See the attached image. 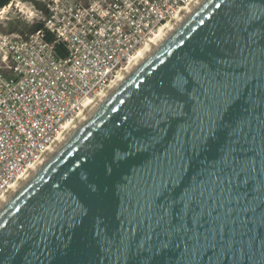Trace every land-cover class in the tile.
Masks as SVG:
<instances>
[{
	"label": "water",
	"instance_id": "obj_1",
	"mask_svg": "<svg viewBox=\"0 0 264 264\" xmlns=\"http://www.w3.org/2000/svg\"><path fill=\"white\" fill-rule=\"evenodd\" d=\"M230 151L250 173L240 207L217 193L161 219L154 186L179 202ZM0 264H264V0L198 2L2 203Z\"/></svg>",
	"mask_w": 264,
	"mask_h": 264
},
{
	"label": "built area",
	"instance_id": "obj_2",
	"mask_svg": "<svg viewBox=\"0 0 264 264\" xmlns=\"http://www.w3.org/2000/svg\"><path fill=\"white\" fill-rule=\"evenodd\" d=\"M37 1L43 28L0 35V198L191 0Z\"/></svg>",
	"mask_w": 264,
	"mask_h": 264
},
{
	"label": "snow or ice",
	"instance_id": "obj_3",
	"mask_svg": "<svg viewBox=\"0 0 264 264\" xmlns=\"http://www.w3.org/2000/svg\"><path fill=\"white\" fill-rule=\"evenodd\" d=\"M209 91L212 93L208 98L209 110L215 109L217 116L221 114L226 116L227 112L230 111L229 101H233V95L228 90V85L220 83L217 78V84L214 87H210ZM160 111L175 113L176 109L167 106L160 109ZM220 126H222V122L217 125V127ZM181 131H184V129H181ZM213 133L212 123H209L205 128L203 120H201L200 136L194 139L203 140L205 135H207L208 140H211ZM232 136L237 140L243 138L242 124L232 129ZM249 176L247 162L234 158L230 151L227 155H222L219 165L214 166L213 170L208 173L207 179L201 182L200 187L193 185L191 188L186 189L179 202L169 195L168 186L163 182L158 188L153 187L151 195L161 212V219L169 214L174 217L187 213L195 214L197 209L203 205L205 196L211 199L217 193L220 194L221 198L227 194L229 204L233 202V197H235L236 206L240 207L239 198L246 191L244 186L248 184ZM46 211H50L53 216L58 215L54 206L46 209ZM193 220L197 224L202 223L201 220L196 219L195 215H193Z\"/></svg>",
	"mask_w": 264,
	"mask_h": 264
},
{
	"label": "bare ground",
	"instance_id": "obj_4",
	"mask_svg": "<svg viewBox=\"0 0 264 264\" xmlns=\"http://www.w3.org/2000/svg\"><path fill=\"white\" fill-rule=\"evenodd\" d=\"M201 0H191L185 7H183L178 14L169 20L159 33L146 44L131 60L130 62L122 68L117 77L96 97L90 99L85 103V107L82 112L73 119L72 122L67 123L64 126L62 132L56 137L53 143L44 151L40 156L38 161L28 169V171L18 179V181L12 185L0 198V206L4 201H6L13 192L19 187V185L28 177V175L43 161L48 155L62 142V140L71 132V130L79 123V121L101 100L103 99L144 57L151 51L155 45L161 41V39L171 30L173 27L189 12L191 9Z\"/></svg>",
	"mask_w": 264,
	"mask_h": 264
},
{
	"label": "rangeland",
	"instance_id": "obj_5",
	"mask_svg": "<svg viewBox=\"0 0 264 264\" xmlns=\"http://www.w3.org/2000/svg\"><path fill=\"white\" fill-rule=\"evenodd\" d=\"M74 1L85 3L87 0ZM41 6L42 4L37 0H11L0 9V35L13 33L24 37L29 34L35 22L41 21L40 17L33 16L32 10L41 8ZM1 55L2 50L0 49V67L4 64Z\"/></svg>",
	"mask_w": 264,
	"mask_h": 264
},
{
	"label": "trees",
	"instance_id": "obj_6",
	"mask_svg": "<svg viewBox=\"0 0 264 264\" xmlns=\"http://www.w3.org/2000/svg\"><path fill=\"white\" fill-rule=\"evenodd\" d=\"M11 0H0V9L2 7H4L5 5H7L8 3H10ZM39 28H43V22L42 21H36L33 27V30L39 29ZM45 39L49 42H52L54 40V36L52 34H50L49 32L45 33ZM56 52L60 55L63 56L64 55V49L62 48V46L60 44L56 45Z\"/></svg>",
	"mask_w": 264,
	"mask_h": 264
}]
</instances>
